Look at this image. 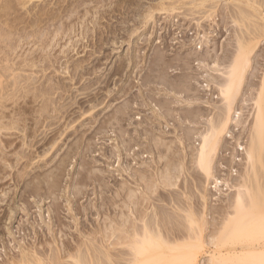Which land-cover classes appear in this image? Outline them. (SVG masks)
Wrapping results in <instances>:
<instances>
[{"label": "rangeland", "instance_id": "1", "mask_svg": "<svg viewBox=\"0 0 264 264\" xmlns=\"http://www.w3.org/2000/svg\"><path fill=\"white\" fill-rule=\"evenodd\" d=\"M178 1L180 0H0V264H3L6 259L8 260L5 261L6 263L10 262L12 259L10 257L17 258L25 245H28V248L32 245L31 250L34 249L35 244L39 250L45 248L43 254L49 256L53 253L51 251L56 250L60 240L64 238L65 242L68 238L76 237L71 236L78 232L74 233L77 230H75L71 212L68 210V198L77 196V189L85 187L83 188L85 193H82V196L79 195V198L75 197L78 198V201L75 200L78 202L76 204L95 203L94 190L99 187L98 184L95 187L91 183H81L79 179L82 175L103 177L104 180H110V184H113L112 178L118 177V169L122 168V165L127 168L139 166L135 164L138 162L137 159H143L142 155L145 153L146 146L141 145L137 148L136 145L142 143L147 145L146 141L151 139L150 136L157 135L156 138L159 136L161 128V131L164 129L169 131L166 133L167 140L176 138L173 136L175 133H171L172 130L174 132V124L178 123V120L174 118L178 116L177 109L180 108L179 113L186 110L187 102L185 104L184 99L187 95H183L184 92L180 90L181 96H179L180 92H173L170 88L168 91L160 80L157 81L161 70H159L160 67L158 69L155 67L154 60L161 58L163 62L171 64L162 71L170 79L186 72L192 73L193 93L200 99L198 102L195 101L197 104H194V107L205 108L204 111H206L213 105L211 111L213 110L212 114H214V105H224L219 85L214 78L225 75L223 74V71H226L225 64H220L221 67L211 60L208 67L210 59L205 61L203 59L205 56L210 57L208 53L213 56L216 53H222L223 47L220 46L232 40L231 43L234 45L231 44L229 47L233 51L235 47L232 46H236L234 32H237L236 29L240 26L232 22V18L228 16L226 0ZM262 1L259 10L264 16V0ZM235 2L243 6L241 9L246 7L242 1ZM148 10L149 13H147ZM190 12L194 13L190 14ZM211 13L212 16H210ZM248 17L249 20L245 18L248 23L244 22V24L252 25L257 20L254 17ZM262 18L259 22L264 23V17ZM234 28L236 29L233 31ZM261 41L255 49L258 50L260 47V51H263L264 39ZM180 57L182 59L191 57L192 61L189 64L192 68L186 66V69L183 61L179 60ZM255 59L254 68L252 67L249 75V80L254 83L259 81L258 78L264 73V57L256 55ZM257 63L258 65H255ZM146 73L153 77L147 86L144 84ZM207 83L209 85L205 86ZM254 87L255 85L253 88L245 87V92L239 93L238 107L236 106L235 110L243 114L236 113L235 116L237 114L239 116L235 117L237 120L232 118L228 122L230 125H227L228 134L226 133L227 137L222 140L224 144L226 143L223 152L225 150L230 152L237 143L241 145V152L248 146L249 130L252 126L250 123H252L255 106L252 101L254 98L250 95L255 94ZM143 92L146 97L140 94ZM180 97H184L183 101ZM170 99H177L170 103V106L172 105L170 109L175 108L173 112L176 117L173 119L176 121L168 119L164 123L157 122L162 119L154 114V109L163 108V103H169ZM126 105L128 109L124 108ZM116 109L124 111L125 115L123 112L120 114ZM215 110L218 111V108ZM206 112L209 113L200 117L204 123L213 116H210V111ZM240 117L245 121L242 122L243 125L237 124ZM202 121L201 125L199 122V124L192 123L193 130L195 127H197L195 130L198 129L191 134L190 145L194 144L193 147H198L201 142L200 135L204 129L201 128ZM204 123L203 127L206 125ZM145 124L147 125L143 126ZM192 124L184 121L180 127L190 130ZM151 125H154L155 133L150 130L153 129ZM157 127L160 128L159 132L156 131ZM146 132L151 135H146ZM145 135L148 139H145L147 138ZM135 137L139 139L136 140ZM226 139L229 140L226 142ZM136 154H139L138 157ZM63 155L66 157L64 158ZM46 173H49L48 176ZM57 173H62L64 177L61 176L60 189L59 187L53 189L51 195H47L45 199L42 196L40 201L39 197L35 196V189L39 190L40 187L41 191H46V185L52 182L50 179L54 178L52 175L56 176ZM222 173L225 174L224 171ZM31 193H35L34 196ZM35 199L41 203L42 213L39 212V207L35 206ZM28 200L31 206L27 210ZM56 201L63 207L62 209L60 207L59 210L62 212L59 211L57 216L62 217L60 219H63L66 224L62 223L60 227L54 224V238L50 235L46 236L42 228L45 229V224L49 220L47 210L49 207L52 209ZM13 207L16 208L15 213ZM43 214H45L46 222L41 220ZM75 216L83 223H90L97 217L102 221L100 215L94 218L95 214L91 213L76 212ZM33 226L36 229L38 227L39 233H34ZM68 230H70L69 233ZM52 238L56 243L52 241ZM48 256H46L47 260ZM64 258H61V261L68 263Z\"/></svg>", "mask_w": 264, "mask_h": 264}, {"label": "bare ground", "instance_id": "2", "mask_svg": "<svg viewBox=\"0 0 264 264\" xmlns=\"http://www.w3.org/2000/svg\"><path fill=\"white\" fill-rule=\"evenodd\" d=\"M216 1L218 2L220 0ZM226 1H228L226 2L228 4L226 6L228 8V16L232 18H230L232 22L240 26L238 27L239 29L237 28L238 30L236 28L233 29V31L235 29L237 31L234 32L236 34L234 41L236 46H232L235 48L232 49L233 51H231L229 45L232 44L231 42L233 40L228 43L225 41V43L227 44L220 46L223 47V49L221 48L222 53H214V56L213 54L211 55V53H208V56L210 55V57L206 58L205 56V58L203 59L204 61L210 59V62L208 61L209 63L207 64L208 67H210L211 60H213L215 64L217 63L216 65L225 64L226 71H223V74L225 73V75L221 77L217 76L214 78L215 82L219 85V92L224 100V105H214V114H212L213 110L211 111V109H213V105L210 109L206 110L210 111L211 113V115L207 114L208 116H213L207 119V123H204V120H200V117H203L205 113L209 112L204 111L205 108L199 109L200 107L198 108L193 106L194 104H197L195 103V101L198 102V100L200 101V99L196 95L194 96L193 93V84L191 82L192 73L190 74V72H188V74L186 72L182 75L179 74V77L175 76L176 78L170 79L168 78L166 73H163L162 71H164V69L171 64H168L169 62L165 63L161 58L156 57L157 59L154 60L156 61L154 65L155 67H157V69L160 67L159 70H161V74H158L160 76H158L159 79L157 81L160 80V83H162L168 91L170 89L173 92L181 91L184 92L183 95H187L184 101L185 104L187 102L188 106L186 105V108L184 104L186 110H183V114L181 112L179 113L180 108H176L178 110V113H176L178 114L177 117L174 116L175 113L173 112L175 111V108L174 110L170 109L172 106H170V103L175 102L177 99H170L169 103H163V105L161 104L163 108L159 107L154 109L155 111L153 110L154 114H157L158 117L160 116L159 119H162L157 121H160V123H164V121H168V119H173L174 117H176L174 119H177L178 123L177 125L174 124V132L173 130L171 132L173 134L175 133V135L173 136H176V138L174 137L171 138V140H167L168 136L166 135V133H169V131L165 129L164 130L166 132L164 130L161 131L162 128L160 129L157 127V132H159L160 129V133L157 138L155 137L157 135H152L153 139L152 136H150L151 139L146 141L147 145L143 143L140 145H136V147L141 145L146 146V150L144 151L145 153H147L146 156H144L145 153H142L143 159L139 158L140 160L137 159L138 162L135 161L138 163H136L135 165L139 166L134 167L135 169L130 167V169L127 167H123L122 165V168L118 169V177L116 176V179L115 176L114 178H112L114 179L113 184H110V180H104L103 177H94L92 175L85 176V174L82 175L79 181H81V183L83 184L91 183V185H94L95 187L98 184L99 187L97 188H99V192H97V188L93 187V189L95 188L94 194L96 196V202H86V205L76 204L78 203L77 201L80 197L79 195L85 193V187H83L84 189L82 188L83 190L77 189V199L75 198L77 196H74L71 199L68 198V210L71 212L70 214L74 220L75 230H77L74 233L78 232L77 234H73L71 236L75 235L76 237H72L71 239L68 238V240L65 241L66 243L63 241L64 238L62 239L63 242L60 240V242L62 243L57 241L58 243L56 250L51 251L53 253H50L49 256L48 254H43L45 248H43L42 250L40 248V251L39 247H35L36 244L34 245L33 243L32 244L34 245V249L31 250L30 248H32V245L30 241V248H28V245H25L23 249L20 248L21 253H19L18 257L16 258L14 256L15 259L13 257H10L14 260L11 259V261L8 263L5 262L8 261L6 259L4 261L5 264H264V73L262 74V76H260V78H258L259 81H255V83L254 81L249 80L250 70L252 69V67L254 68L253 62L256 55H261V57H264V50L260 51V47H258V50L255 49L258 42L260 41L261 43V40L264 39V23L259 22L263 19L262 17H264L261 13L262 11L259 10V7L262 4L261 2L263 1ZM235 1H242V4H244V6L251 8L252 10L247 9L246 7H244L246 8V10L244 8L241 9L242 5L235 4ZM178 2H181V0ZM186 2L188 1L186 0ZM172 4L174 3L172 2ZM181 5L185 6V4L182 3ZM184 6H181V8H184ZM192 10L194 9L192 8ZM147 13H149V10L147 11ZM193 13L194 12H190V14ZM203 14L204 13H202V15ZM210 16H212V13ZM248 16L256 18V21L254 19L255 23L253 22L252 25L244 24V22L249 20ZM245 18L247 20H245ZM252 19L251 21H253ZM82 28H84V26ZM181 57L179 58V60L183 61L182 63L184 67L186 69L187 67L189 68V62L192 61L190 60L192 56L190 58L187 57L184 59H182ZM203 60H201V62H203ZM199 62L200 61H198V63ZM255 65H258V63ZM220 66L222 67V65ZM252 71H254V69ZM252 76L254 77V75ZM208 77L210 78L209 75ZM144 78L145 86H147L151 82V78L153 79V77L147 73ZM253 80L255 79L253 78ZM208 85L209 84L207 83L205 86ZM247 85L249 86V88H253V86L255 85L253 92H255L256 89L254 95L250 92L252 94L250 96H253L254 98V100L252 101L254 102L253 104L255 106L254 114L252 117L253 119H251L252 123H250V125L252 126L249 125L251 128L249 130V138L247 137L249 139V141H247L248 146L245 148V151L241 152V145L240 143H237V146L232 148L230 152H225L226 150L223 152V148H226V143L224 144L222 140L224 137H227L225 135L228 134V126H230L228 125V122L232 118L233 120L235 117L237 118L239 111H236L235 109L238 107V96L239 93L242 94V91L245 92V87H248ZM181 92L179 96H181ZM140 94H142L143 97H146L144 92ZM183 98L184 97H180V100L183 101ZM204 101H206V99ZM180 107L182 106L180 105ZM124 108H127V105L124 106ZM217 108L218 111L215 110ZM118 109H116V111ZM124 111L126 110L124 109ZM124 111L118 110L119 113L123 112V114ZM230 111L232 112L230 113ZM236 113H238L237 116H235ZM120 114L119 116L121 117ZM174 119L173 121H176ZM184 121L185 123L191 124H197L199 122L200 125L202 121L204 125L206 124L205 127H203L202 123L201 128H204L203 133H201L202 130H199L201 131L199 132L201 133V142H199L198 147H193L194 144L192 146L190 145L191 134L194 131H198V129L195 130L197 127H195V129L193 130L194 126L192 124L191 129L193 131H191L190 127L188 128L190 130H187L186 127L184 128L185 130L183 128L182 130L180 124H182ZM237 122V124L243 125L242 122L245 121H243V119L240 117ZM146 125L147 124L143 126ZM240 125L238 127H240ZM150 130L153 131L154 127ZM147 132L146 135H149L150 133L147 134ZM139 135L141 134L139 133ZM135 138L137 140L138 137ZM145 139H148V137ZM172 139L175 140L173 141ZM132 140L133 139H131V141ZM227 140L229 139H226V142ZM139 141L140 140H138V142ZM126 145L128 146L127 142ZM142 148H144V146ZM136 155V157H138L139 154ZM63 156L64 158L66 157L65 155ZM57 166L59 165L57 164ZM222 171H224L225 174H223ZM49 173H46V175ZM57 174V177L52 175V177H54L53 179H50L52 180V182L48 180L51 183L46 185V191H41L39 187V190L35 189L36 194L31 193V195L33 194L34 196L35 194V196L39 197H37L39 200L42 196H44L45 199L47 195H51L50 193H53V189L58 188L61 184L60 179L62 173ZM21 177L22 176H20V178ZM47 178L49 179V177ZM44 183L46 184V182ZM34 187L36 188V186ZM62 190H64L63 187ZM38 199H35V206H38L39 212L42 213L41 203H39ZM92 201H94V199ZM50 204L52 203L50 202ZM61 205V203L59 204L56 201V203H53L52 209L49 207V209L47 210L49 220L47 222L44 218L45 214L42 215L43 217H41L40 215L41 220L43 219L44 222H46L45 229L44 227L42 228V231H44V234L46 236L50 235L51 237L53 236L55 238L53 234L54 224L55 226L57 225L60 227L62 223H65L63 222V219H60L62 217L57 216L58 213L62 212L59 210ZM30 206L31 204L28 200V202L26 203V209L28 210ZM62 208L63 207H61V209ZM15 209L16 208H14V213ZM76 212L95 214L94 218L100 215V218L102 217V221L101 219H99V217H97L96 220L94 219V221L92 220L90 223H86L84 220L83 221L85 223H83L77 220V216H75ZM53 218L56 219V222L54 223L53 221L55 219L53 220ZM72 223H70V225ZM34 228V233H39L38 227L37 229L36 227ZM69 231L70 230H68V233ZM41 241L43 240L41 239ZM52 241L54 242L53 238ZM27 243L28 241L26 242V244ZM47 243L49 244V242ZM46 256H48V260ZM64 257L66 258L68 263L61 261V258Z\"/></svg>", "mask_w": 264, "mask_h": 264}]
</instances>
